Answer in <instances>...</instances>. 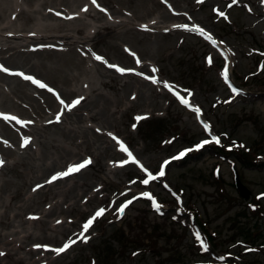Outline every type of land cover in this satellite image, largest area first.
Returning <instances> with one entry per match:
<instances>
[{"label": "rangeland", "instance_id": "rangeland-1", "mask_svg": "<svg viewBox=\"0 0 264 264\" xmlns=\"http://www.w3.org/2000/svg\"><path fill=\"white\" fill-rule=\"evenodd\" d=\"M78 5L95 8L101 17L96 21V17L86 16V21L95 26L106 22L103 28L90 26L86 31L70 33L85 49L76 41L75 50L68 51L72 45L49 46L51 42L31 40L24 49L31 52L27 59L23 51L14 58L9 56L13 51L0 52V65L48 85L41 88L28 80L31 84L25 88L44 92L39 100H29L21 91L13 92L11 74L1 71L0 104L5 108L0 107L9 111L3 113L26 121L30 111L20 112L14 105L21 102L31 109L41 131L55 137L40 144L34 130L33 147L41 154L48 152L49 156L71 144L70 148L80 152L72 162L91 159L79 171L54 181L51 178L60 173L57 167L40 178L54 185L52 189H71L60 200L51 199L52 189L42 197L40 207L56 202L60 208L59 213L48 216V222L64 223L68 229L48 230L53 237L39 238L37 244L47 248L35 247L32 242L36 238L29 240L30 247L49 256V262L34 264H264V0H22V8L28 13L32 9L41 12L15 15V27L34 37V31L55 22L62 32L51 33H66L71 26L65 25L64 13L53 7L69 12ZM216 10L226 16H219ZM118 20L123 23H114ZM13 42L22 44L19 39ZM66 59L71 62L58 63ZM54 63L72 78L77 75L76 79L68 82L53 72L50 67ZM118 68L131 71L121 73ZM84 69L86 74L79 73ZM90 77L95 79L93 88L105 95L91 92L89 99L80 100L66 117V106L80 98L76 93L67 94L68 87L77 88ZM181 96L189 105L181 103ZM46 113L54 117L46 120ZM60 113V120L66 117L68 122L46 125ZM7 121L0 120L1 132L6 130ZM65 126L75 128L73 137L52 132L66 130ZM24 134L20 132L15 140L0 135V140L7 142L4 148L14 156H24L22 165L0 173V200H5L10 191L20 190L30 196L42 189L37 187L42 185L38 179H26L27 183L21 185L27 167L37 160L33 149L25 153L27 147H21L27 137ZM56 140L59 147L54 145ZM204 140L209 143L196 148ZM121 142L157 177L155 180L145 185L142 181L147 174L139 165L131 161L122 164L129 157L121 150ZM185 149L192 151L172 159ZM0 159L3 165L14 161L1 151ZM164 161L169 163L165 165ZM162 166L164 175L159 176ZM6 180L8 187L2 189ZM238 181L248 191L247 196L242 195ZM142 193L151 194L159 211L153 199ZM128 200L133 202L121 216L117 209ZM12 202L17 203V199ZM100 208L106 212L84 233L89 239L83 242V225ZM13 224L21 228L19 223ZM13 230L0 226L6 238ZM197 232L208 245L207 250L196 239ZM70 240L77 242L63 253L52 251Z\"/></svg>", "mask_w": 264, "mask_h": 264}, {"label": "bare ground", "instance_id": "bare-ground-1", "mask_svg": "<svg viewBox=\"0 0 264 264\" xmlns=\"http://www.w3.org/2000/svg\"><path fill=\"white\" fill-rule=\"evenodd\" d=\"M70 6H72V4H70ZM81 6L82 5H80V8H79V5H78L77 9H73V10L70 9L69 12L64 8L53 7V10H57L59 12L61 11L64 13V14L61 13V15H64V17L67 19L66 21H64L65 25L71 26L69 28L70 31H67L66 33H62L59 35H55L51 32H53V31L62 32L60 30V29H62V27L60 24H56L55 22H52V23H48V24L43 25L41 30L34 31V34H36L37 36H40L42 38V39H36V38H38L36 35L34 37H31V36H28V35H25L24 33H22V31H23L22 29L21 30L17 29L15 27L14 20H15V15H18V17L22 14H24L25 16H27V15L31 16L33 13L37 12L38 10L32 9L31 13H28L26 11V8H22V0H0V24H1L0 25V36L2 37V38H0V52L3 53L4 51H13L12 53H10L9 56L13 55V58H14L15 55H17L18 53H21V51H23L24 52L23 54L26 56L25 58L27 59L30 57L28 55L31 52L28 50L25 51L24 49H25L26 45H28V46L31 45V40L37 41L38 43L47 42V41L51 42V43H48L49 46H53L54 43L64 44V45L69 44V47H71V45H72V48H70L68 51L75 50L73 48L74 47L73 42L76 41L79 43V46H81L82 48L85 49V46L81 45L82 41H80L79 38L76 39L77 37L70 35V33H78L80 31H82V32L86 31V29L89 28L90 26L95 27V28H97V27L103 28L105 26L106 22L95 26L91 22H89V20L86 21L85 20L86 16H88L89 18L92 16L93 19L96 17V19H95L96 21H101V17L96 15L95 8L90 9L89 8L90 6H87V5L85 7L81 8ZM53 10H51V12H54ZM97 11L102 12L100 9H98ZM38 12L40 13L41 10H39ZM109 13H111V12H108V14ZM7 14H8V16H6ZM72 15H74V16H72ZM7 18L10 19L8 21V24H6ZM73 18H74V20H73ZM122 20L126 21L127 19L122 18ZM110 21H113V20H110ZM118 22L123 23L119 20L114 21V23H118ZM44 31H50V33L45 35V36L39 35V33L44 32ZM8 32H9V34H8ZM21 35H23V36H21ZM15 39H19L20 43H22V44L14 43L13 41ZM1 40H3V41H1ZM69 40H72V41H70L68 43ZM4 41H7L8 44L5 43ZM69 61L71 62V60H68V59H66L65 61L60 60L58 63L63 64L64 62H69ZM39 64H44V62H39ZM45 67L49 69L48 66H45ZM50 68L52 69L53 72L59 74V76H62L68 82H71L72 80L76 79V77H77V75H75L72 78L69 74H65L63 72L64 69L59 68V66L55 65V63L51 64ZM141 70H142V68H141ZM15 72H18V71L12 70V73H15ZM25 72L30 73V71H27V70H25ZM66 73H68V72L66 71ZM79 73L86 74L85 69L81 70ZM99 73L102 75L101 72H99ZM15 76L16 75H11V77H10V79H12V81H13V82L10 81V84H11L10 87L12 88L13 92L21 91V93H24L25 97L28 98L29 100H39V98L43 95L44 92L37 89L35 91H37L38 94H36V92L34 90H31V89L29 90V89L25 88L26 87L25 85H29L31 83L28 80H23V82H22V81L18 80L17 76L16 77ZM0 80H1V78H0ZM6 81H8V80H5L4 82H6ZM84 82H89L90 84H85ZM84 82L81 85H79L77 88L69 86L68 87L69 90H67V94L76 93L77 97L83 98L82 102H84V101L86 102V100L89 99L91 92H95L96 96L105 95V94H103L102 91L99 92L98 88H96V87L93 88V85L95 83L94 77L93 78L90 77L89 81L85 80ZM16 103H17V105H14V106H18L19 107L18 110L20 112L22 109L30 111V113H28L29 117H28V120H26V122L31 121V123L20 124L16 121H13V120L7 121L6 130L4 132L0 131V135H3V137L6 139L10 138L12 140H15V137H18L19 133L23 132V133H25L24 135H26L27 138H30V143L26 146L27 148L26 147H22V148H26V150L28 149V151L25 150L26 151L25 153L29 152V149H33V151H32L33 155L37 157V160L35 161V163H33L32 166L27 167V171H25V173L23 175L24 180L22 181L21 185L23 186L25 184L26 179H33V180L38 179V182H41V184H42L40 186V188H42V189L39 188L40 190H38V192H40V193H34L33 195H30V196H28L27 194L24 195L22 192H19L20 190H16L13 192L10 191L9 194L5 197L6 198L5 200L4 199L0 200V226L1 227H8L10 232L14 229L12 233L8 234L9 238H6L7 235H4V233L2 231H0V253H4V255H0V264H4L3 263L4 261L5 262H25V264H34L35 262H49V260H48L49 256H47V254H42L41 251L34 249L32 246L30 247L31 242L29 240L32 238H36L32 242V244L35 245L40 241V240H38L39 238L48 239L50 237H53V235L51 233L48 234V230H50V231L58 230L59 232H62L64 230L68 229V227H66V225L64 223H61L59 225H54V223L48 222V216H50L52 214L56 215L57 212L59 213L60 208L58 206V203H56V202L55 203L53 202L52 204H50L47 207H40V203H41L43 195H46L47 192H49L52 189V187L54 186V185L50 186V184H46L47 181L42 182L43 180L40 178L45 177V174H47L49 171L56 169V167L58 168V170L60 172H64L68 169L67 168L68 166H71L75 163L78 164L77 162L80 160L74 161V162H72V161H73V158L77 156V154H80V152H77L76 149L70 148V147H73V145H71V144L68 145L69 147L68 146L59 147L58 146L59 144L57 143V140H56L57 144L55 143L54 145H55V147H59V148H57V152H55L54 154H51L49 156L46 155L48 152H46V153L42 152V154H41V152L39 150H37V148L33 147V145L36 144L35 139L31 138V135L33 134L34 130L38 135L36 140H38L40 144H44L48 140L52 141V140H54L55 137L52 133H50L48 131H41L42 127H39V124L37 123V121H39V119L36 120V117H34V115L31 112V109L27 105H24L21 102L20 103L16 102ZM1 107L5 108L2 105H1ZM1 107H0V113H2V111L3 112H9V111L1 108ZM58 111H60V108L58 110H55V112H58ZM10 112H12V111H10ZM69 114H70V112L67 111L66 117ZM51 116L52 115L48 116V113H46V115H45L46 120H48L50 118L52 119V117H54V114L52 117ZM39 117H41V116H39ZM43 117H44V115H43ZM66 117H64V119H62L63 121L62 120L57 121L56 119H54V122H53V120H51L50 122L47 121L46 125H49L51 123L60 125L62 122H68V119H66ZM92 117H93V115L91 116V118ZM2 119L3 118L0 117V120H2ZM65 128L67 131L65 129H57V130H52V132L54 134L58 133V134L63 135V136H68V137L72 136L73 137L74 135L72 133L76 131L75 128H71L69 126H65ZM20 144H21V142H20ZM2 145L6 146L5 143L0 140V151L3 152L4 154L11 155L14 158V161L12 164L0 166V173H2L7 167L8 168H10V167L15 168L17 165L23 164V157L24 156L17 155V154H16V156H14L15 154H12L10 152V149H6ZM74 145L76 147H78L79 143L74 142ZM108 148H111V146L108 145ZM19 149L21 150L20 147H19ZM106 149H107V147H106ZM27 157L32 158L31 155H27ZM24 162H25V160H24ZM22 172H24V171H22ZM38 182H36V183H38ZM74 184L78 185L77 182H75ZM3 186L5 188L8 187V181L7 180L1 185L2 189H3ZM70 189L71 188H68V187H61L58 189H52L51 195H53L54 197L51 196L52 197L51 199L54 200L56 197H59V200H60L61 196L63 194L66 195V193H68V191ZM16 199H17V203L16 202L13 203L12 201L16 200ZM13 207H15L14 210L12 209ZM33 207H37L38 210L37 209L34 210ZM10 211H12V213H10ZM32 222H34L37 226L32 227ZM13 223H19V225H21V228L16 227V225ZM39 223H41L40 226H38ZM7 224H8V226H7ZM28 225H31V227L29 228ZM26 226H27V228H26ZM21 252H23V254H21Z\"/></svg>", "mask_w": 264, "mask_h": 264}, {"label": "snow or ice", "instance_id": "snow-or-ice-1", "mask_svg": "<svg viewBox=\"0 0 264 264\" xmlns=\"http://www.w3.org/2000/svg\"><path fill=\"white\" fill-rule=\"evenodd\" d=\"M236 2H237V0H233V3H236ZM93 3H95V0H93ZM229 7H231V5H229ZM216 11L218 12V15L219 16H221V17H225L226 16V14L224 12L219 11V10H216ZM146 27L147 26H145V28ZM183 27L187 28L188 26L187 25H183ZM196 30L200 31L201 34H205L204 29L203 28H199V26H196ZM207 38L209 40H212L211 35H208ZM213 43H215V41H213ZM133 55H135V53H133ZM96 59L99 60V59H102V58L97 56ZM137 62L139 63V60H137ZM209 63H211V59H209ZM110 67H117V66L110 65ZM0 71L6 72V73H10V74H13V75L21 76L22 78H24L26 80H29V81H32L33 83L38 84L41 88H48V85L47 84L42 83L39 80L35 79L34 77L28 76V75L24 74L23 72L11 73L10 72V69L4 67L3 65H0ZM118 71H120L121 73H124L126 71H131V69L118 68ZM153 71H156V69H153ZM223 75L225 76V79H227L228 73H227L226 70L223 73ZM149 79H151L154 83L155 82H158L155 77H149ZM165 85H166V87H171L170 85L167 84V82H165ZM49 91H51L50 88H49ZM188 95L190 96L191 95V92H188ZM82 99L83 98L81 97V98H78L76 100H73L70 104H68L66 106L67 107V110L68 111H71V109L74 108L77 104H79L80 103V100H82ZM179 99H180L181 103H183L185 105H189V101L187 99H185L184 97L181 96V97H179ZM60 102H61V104H64V101L63 100H61ZM194 111H196L197 114H199V111L200 110L198 108H196V109H194ZM61 115H62V113L57 114V116H56V120L57 121L60 120ZM0 117H2L5 121H7V120H13V121H16V122H18L20 124L31 123V121H27L26 122V121L20 120L17 116H14V115H6V114H3V113H0ZM137 119H140V118L138 117ZM205 128L206 129L208 128V125L207 124H205ZM109 135H111V134H109ZM213 139L217 143H219V139L218 138L214 137ZM5 143H7V142L5 141ZM29 143H30V138H27L26 137V138H24L23 143L21 144V147L27 146ZM208 143H209L208 140H204V141L201 142V144L196 145V148H201V147H203L204 145H206ZM120 147H121V150L124 151V152H126L127 155H128V157H129V159L123 161L122 164H126L129 161H131V162L139 165L140 168L147 174V178L142 181L143 184L147 185L151 180H155L157 178L151 172H149V170L147 168H145L144 165L141 164L139 160H137L135 158V156L132 154V152L129 151V149L123 145V142L120 143ZM190 151H192V149H185L183 152L180 153V155L178 157H173L172 159H179L180 157L184 156L187 152H190ZM4 163L5 162L3 161V159H0V166H3ZM90 163H91V159L88 158V159H85L83 162H81L79 164L71 165V166H69V168L66 171L57 173L55 176H53L51 178V181H54V180H56L58 178H61V177L70 175L73 172H77V171H79L80 169L84 168L85 166H87ZM168 163H169V161H164V164L165 165H167ZM163 175H164V170H163V166H162L161 171L159 172V176H163ZM51 181H49V182H51ZM37 187H40V185H37ZM141 195L153 199V206L156 208L157 211H159L160 206L155 202L154 198L151 197V194H149V193H142ZM133 199H136V198L134 197ZM132 202H133L132 200L125 201V203L124 204H121L120 207L117 209V212L122 216L123 213H124V211H125V209ZM105 212H106V209L105 208L98 209L95 212V214L83 225V232L81 233V236H80V239H82L83 242H87V240L89 239V237L86 236V235H84V233H86L92 227L94 221L97 218L102 217L105 214ZM195 236H196V239L198 240V242L201 244V246L205 250H207L208 245L204 242V239L201 237V234L199 232H197L195 234ZM76 242H77L76 240H70L67 243H65L62 247L56 248V249H52V251L56 252L57 254L63 253L71 245L75 244ZM35 247H37V248H40V247L47 248L48 246L47 245H39V244H37V245H35ZM247 250L248 251H254L253 249H247ZM0 255H4V253H0ZM134 255H135V253H134ZM220 259L223 260L224 258L223 257H220Z\"/></svg>", "mask_w": 264, "mask_h": 264}, {"label": "water", "instance_id": "water-1", "mask_svg": "<svg viewBox=\"0 0 264 264\" xmlns=\"http://www.w3.org/2000/svg\"><path fill=\"white\" fill-rule=\"evenodd\" d=\"M237 185L241 189L242 195L243 196H247L248 195V191L246 190V188H244L243 184L240 181H238Z\"/></svg>", "mask_w": 264, "mask_h": 264}, {"label": "trees", "instance_id": "trees-1", "mask_svg": "<svg viewBox=\"0 0 264 264\" xmlns=\"http://www.w3.org/2000/svg\"><path fill=\"white\" fill-rule=\"evenodd\" d=\"M263 165H264V163H263Z\"/></svg>", "mask_w": 264, "mask_h": 264}]
</instances>
